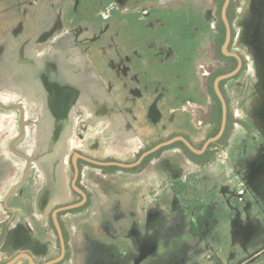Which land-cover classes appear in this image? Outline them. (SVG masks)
<instances>
[{"label": "rangeland", "instance_id": "obj_1", "mask_svg": "<svg viewBox=\"0 0 264 264\" xmlns=\"http://www.w3.org/2000/svg\"><path fill=\"white\" fill-rule=\"evenodd\" d=\"M21 1L33 7L26 8ZM94 1L0 0V98L3 102H22L29 108L26 134L17 149L34 159L27 182L9 199L7 194L22 177L26 160L9 151L10 140L19 133L20 115L0 107V264L13 257L22 243L36 252L44 251L32 219L38 214V205L40 212L44 210L51 191L71 183V154L75 150L118 155L131 137L120 122L123 119L127 123L126 111L111 93L116 61L108 43L110 37L104 34L105 18L92 13L99 6ZM199 1L213 12L219 5V0ZM236 3L242 8L237 12L235 49L244 54L246 70L224 84L232 110L233 154L225 146L229 139L213 147L209 157L233 160L232 155H237L241 159L240 153L235 154L241 151L251 159L238 167L235 158V166L230 163L229 169L219 162L220 176L224 179L230 170V180H222L223 186L211 192L208 183L195 186L197 177H188L186 188L181 190L185 196L176 195L165 185L161 168L148 179L144 177L148 181L155 178L151 186L140 182L147 168L133 175H90L89 182L101 193L95 206L103 219L99 225L96 221V226L90 221L87 227L102 230L110 225V232L121 230L124 236L92 232L86 237L88 246L79 224L80 236L71 231L69 258L74 263L69 264H238L264 247V0ZM19 12L29 14L25 21L24 16H16ZM199 18L198 37H191L182 50L199 61L196 70L202 105L198 119L204 129L191 132V136L200 147L216 125V103L208 91L211 75L205 76L201 65L211 74L227 69L230 63L205 46L213 39L206 35L208 19ZM249 21H253L251 26L244 25ZM22 27L27 30L25 36ZM110 34L113 39V32ZM199 43L204 44L199 47ZM102 75L103 82L99 79ZM241 144L249 148L244 150ZM117 159L128 161L122 156ZM130 170L116 172L129 174ZM83 177L86 181L87 176ZM181 198L196 202L184 207ZM57 200L42 214L50 215ZM71 201L66 197L63 204ZM111 215L123 218L115 220ZM132 223L139 231L134 233L136 237L129 231ZM248 264H264V253Z\"/></svg>", "mask_w": 264, "mask_h": 264}, {"label": "flooded vegetation", "instance_id": "obj_2", "mask_svg": "<svg viewBox=\"0 0 264 264\" xmlns=\"http://www.w3.org/2000/svg\"><path fill=\"white\" fill-rule=\"evenodd\" d=\"M96 1L99 3V6L98 9L93 10L92 13L99 15L100 19L105 18L106 23L104 24V34L110 37L108 43H110L111 55L116 61L114 83L111 84L110 87L111 93H113L116 96V99L120 101L119 105L121 110L126 111L125 113L128 116L127 123H125L123 119H121L120 122L125 124L124 126L131 137L129 141L125 143L122 152L118 155L99 154L91 150H75L71 154V165L74 170L71 183L69 186L51 191V195L48 196L49 201L46 202L43 209L49 211L48 209L50 204H52V201L55 202V198L58 200L54 204L50 215L45 216L42 214L44 213V210L40 212V206L38 205L35 210L38 214H35L32 219V222L35 221L34 223H36L38 229V232H35V234L38 235L36 238L41 242V247L44 248V251L36 252L32 246L22 243L20 250L3 264L9 263L20 255L21 256L13 264H18L21 260H26L27 264H31V260L27 255L32 257L34 264H44L62 256L63 245L61 233L54 216L55 211L58 209L56 218L64 236L65 251L62 258L52 264H63L65 262L66 264L74 263L72 259L69 258L72 253L70 246L71 231H76L79 234L78 236H80L82 232H80L78 228L81 223L83 226L82 231H84L82 236L86 234L84 239L88 246H90L88 243L89 240H87L86 237L88 235L90 236L92 232L95 234L99 233L100 235L98 236H106L105 233H109L113 237L124 236V234L121 233V230H118L116 233L110 232V225L109 227L104 226L102 230H99V228L98 230H91L90 225L87 227L90 221L96 226V221L99 222V225L103 219V214L100 212L101 210L95 206V203L100 201L101 193L98 189L94 188L92 182H89L88 178L90 175H93L94 177H100L101 175H109L112 177L133 175L139 171L143 172L146 168V170H148V168L155 164L156 161H159L161 162L159 170L161 168L163 173H161L162 176L166 177L165 185L170 186L176 195L181 194L185 196L186 193L184 192L183 194L181 190L182 188H186L185 183L188 180V177H197V185L195 186H207L205 183H208L209 186H211V192L213 189H217V186H223V183H220L222 180H230V170H225L227 172L224 179L220 176L219 169L216 167L219 162L222 161L221 163H224V168L229 169L230 163L233 164L232 161L235 158H237L236 161L238 162V167H244L245 160L251 159L247 153L243 155L241 151L235 153H240L242 156L241 159L239 158L240 156L237 155H232L233 160H229V158L218 160L216 157H209L213 147L224 145L226 141L229 142L231 137V128L233 126L232 110L224 84L239 78L240 74L246 70V59L244 54L235 49L238 37L236 24L237 12L242 8V6L237 5L236 0H231L227 10V16L232 28V39L228 46V53L239 54L242 58L243 64L242 68L235 76L224 79L220 82L221 91L228 104L226 130L229 121L231 125L229 133L224 140L221 141L225 133L218 141L212 142L202 153L194 152L183 140H177L148 155L139 165L134 167H122L112 164L102 165L87 159L89 158L103 162L117 161L133 163L136 162L145 151L177 136H184L197 149H202L208 139L217 135L223 120V107L214 87L215 80L218 76L234 70L239 64V59L236 56L225 53L223 50L227 37V28L222 16L225 0H221V2L219 0V5L216 6V12L208 10L206 4L205 7L203 3L200 6V4L197 3L198 0H95L94 4ZM199 2L201 3V0ZM21 3L25 4L26 8L33 7V5L28 7L23 1H21ZM89 8L94 9V7ZM229 11L232 16L231 20L229 18ZM27 13L22 14L19 12L16 16L20 18L24 16L25 21L27 15H29ZM89 13L91 14L90 11ZM198 16H200V20L208 19L209 21L208 32L206 35H211V39L213 40L212 42H207L205 46L208 50H213L214 55H217L221 59L230 63V66L227 69L211 74L205 70L203 65H201V68L204 71L203 74L205 76L211 75L208 91L216 103L213 111L214 122L216 125L214 130L207 135L206 140L200 147L196 145L195 139L191 136V132H197L200 131V129H204L203 121L198 119L200 116V107L202 105V92L199 82L200 78L198 77L196 70V64H198L199 61L192 54H188L182 50V47L188 44V40L191 37L194 39L198 37ZM6 18L8 19L7 15ZM221 21L225 26V37L223 44L219 46L222 37L220 30ZM252 23L253 21H249L244 23V25L251 26ZM26 25L27 24L25 23V26ZM23 27L22 35L25 36L27 30ZM110 32H113V39L111 38L112 34L109 35ZM194 44L196 46L197 43L194 42ZM203 44L204 43H199V47H202ZM233 58L237 60L235 66ZM103 77L105 76L102 75L99 78L102 82ZM211 86H213L214 91L220 100V104L212 95L210 91ZM90 88L92 91V87ZM219 105H221L222 108L221 122L219 121ZM25 106L26 104L22 102H3L0 98V107L2 109L7 111H17L20 115L19 133L10 140L9 151L26 160L22 177L12 185L7 194V196L10 195L8 196L9 199L17 190L25 185L34 163V159L30 155L22 153L17 149V144L24 138L27 130L26 118L29 108H26ZM22 118L24 119V132H22ZM250 139L251 138L248 136L247 140L249 141ZM149 142H152V145L148 147L147 143ZM233 143L234 141L230 139L228 145H225L231 154H233V152L230 148ZM183 144L197 156H190ZM241 147H243L244 150H246L245 148H249L246 144H243ZM25 155L30 158L28 159ZM177 155L184 158L188 163L183 165V163L176 157ZM119 156L127 158L128 161L125 162L118 160L117 157ZM213 166L214 170L212 171ZM233 166H235V164H233ZM77 168L78 175L76 177ZM118 169H131L130 171L132 172H128L129 174H119L116 172ZM83 175L87 176L86 181ZM218 178L220 181L215 182V179L217 180ZM149 180L147 186H151L155 178ZM141 181L144 180L141 179ZM199 190L201 191V187ZM240 194L242 193L240 192ZM66 197L72 201L63 204ZM181 202L183 203V206H186L188 203H195L196 200L181 198ZM74 204H76V206L67 209H60ZM119 205L121 206V204ZM92 210L94 213L91 214ZM92 218L94 219L92 220ZM111 218L121 220L123 217L121 218L120 215H114L113 217L111 215ZM193 223L198 225L197 220H194ZM132 224L133 226H131L129 231L132 233L131 237H136V235L134 236V233L137 234L139 231L137 230L136 225L134 223ZM57 250H59L58 254ZM263 253L264 247L254 252L244 262L238 264L254 262Z\"/></svg>", "mask_w": 264, "mask_h": 264}, {"label": "water", "instance_id": "obj_3", "mask_svg": "<svg viewBox=\"0 0 264 264\" xmlns=\"http://www.w3.org/2000/svg\"><path fill=\"white\" fill-rule=\"evenodd\" d=\"M230 2L231 0H225V3H224V6H223V11H222V16H223V19H224V22L226 24V28H227V37H226V41H225V44L223 46V50L225 53H228V46L231 42V39H232V28H231V24H230V21L228 19V16H227V10H228V7L230 5ZM253 5H256L253 3ZM257 5H259L257 3ZM255 6H253L254 8ZM228 54H231V55H234L236 56L238 59H239V64L238 66L228 72V73H224L220 76H218L215 80V83H214V87H215V90H216V93L217 95L219 96L221 102H222V107H223V120H222V125H221V128L219 130V132L217 133V135H215L214 137L210 138L207 140V142L204 144L203 148L202 149H197L187 138H185L184 136H177L171 140H168V141H165V142H162L158 145H156L155 147H153L152 149H149L147 151H145L141 156L140 158L136 161V162H133V163H123V162H117V161H109V162H103V161H98V160H94V159H89L87 158L88 160L94 162V163H97V164H102V165H119V166H122V167H134V166H137L139 165L148 155L152 154L153 152L157 151L158 149L162 148L163 146L165 145H168V144H171L177 140H183L186 145L191 149L193 150L194 152H197V153H202L206 150V148L212 143V142H215V141H218L222 136L223 134L225 133V130H226V127H227V120H228V104H227V101L225 99V96L223 95L222 91H221V88H220V82L224 79H227V78H230L232 76H235L239 71L240 69L242 68V58L239 54H236V53H228ZM16 107H19V106H16ZM23 111V110H22ZM22 132H24V119L22 118ZM28 159L30 157L26 156ZM27 171H28V168H27ZM78 175V168H77V174H76V177ZM73 206H76V204L74 205H69V206H65L63 208H60V209H67V208H71ZM59 210V209H58ZM55 211L54 213V216H55V220H56V223L58 225V228L60 230V233H61V240H62V245H63V252H62V256L64 254V251H65V243H64V236L62 234V231H61V228H60V225H59V222L56 218V214H57V211ZM21 256V255H20ZM20 256L16 257L14 260L10 261L9 263L7 264H13ZM30 260H31V264H34L33 262V259L30 255H27ZM62 256H60L59 258L57 259H54V260H51L49 262H46L44 264H52L54 262H57L58 260H60L62 258Z\"/></svg>", "mask_w": 264, "mask_h": 264}, {"label": "trees", "instance_id": "obj_4", "mask_svg": "<svg viewBox=\"0 0 264 264\" xmlns=\"http://www.w3.org/2000/svg\"><path fill=\"white\" fill-rule=\"evenodd\" d=\"M230 11H229V18H230V20H231V18H232V16L230 15ZM220 30H221V34H222V37H221V39H220V42H219V46H221L222 44H223V42H224V37H225V26H224V24L222 23V21H221V25H220ZM233 60H234V66L236 65V63H237V60L236 59H234L233 58ZM233 66V67H234ZM222 73V72H221ZM210 91H211V93H212V95L218 100V102H219V104H220V100H219V98L217 97V95H216V93H215V91H214V88H213V86H211V89H210ZM221 116H222V108H221V105H219V121L221 120ZM221 122V121H220ZM230 121L228 122V128H227V130H226V132H225V134H224V137L221 139V141H223L224 140V138L228 135V133H229V129H230ZM184 145V144H183ZM185 146V145H184ZM185 148H186V150L188 151V153L190 154V156H192V157H196L197 155L195 154V153H193L191 150H189V148H187L186 146H185Z\"/></svg>", "mask_w": 264, "mask_h": 264}, {"label": "crops", "instance_id": "obj_5", "mask_svg": "<svg viewBox=\"0 0 264 264\" xmlns=\"http://www.w3.org/2000/svg\"><path fill=\"white\" fill-rule=\"evenodd\" d=\"M176 157L179 159L180 162L183 163V165H186L188 163L184 158H181V156L177 155ZM160 165H161V162L156 161L155 164H153L150 168H148V170H146L145 173L143 172V175L141 174L140 176L141 177L140 182L141 183L146 182L148 184L149 182L146 179H148V177L150 176V174H152V172H156V169H159V167H161ZM145 176H146V179L144 178ZM141 179L144 181H141Z\"/></svg>", "mask_w": 264, "mask_h": 264}]
</instances>
